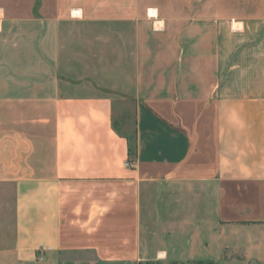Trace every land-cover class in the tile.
<instances>
[{
  "label": "crops",
  "instance_id": "0c3cea01",
  "mask_svg": "<svg viewBox=\"0 0 264 264\" xmlns=\"http://www.w3.org/2000/svg\"><path fill=\"white\" fill-rule=\"evenodd\" d=\"M55 253L264 256V0H0V264Z\"/></svg>",
  "mask_w": 264,
  "mask_h": 264
},
{
  "label": "rangeland",
  "instance_id": "374dc122",
  "mask_svg": "<svg viewBox=\"0 0 264 264\" xmlns=\"http://www.w3.org/2000/svg\"><path fill=\"white\" fill-rule=\"evenodd\" d=\"M118 119V117H117ZM119 120V119H118ZM128 133L132 132V126L128 125L123 128ZM133 135V134H132ZM226 260L225 264H264V256L256 259H246L244 256L239 254H232L231 256L224 257ZM221 258V259H224ZM193 260H211L214 264H224L223 261H216L213 259H193ZM43 264H123V263H104L96 261L91 255L85 253H75V254H61L55 253L49 257H47ZM137 264H189L188 260H173L171 258H167L164 260H147L143 262H139ZM191 264V263H190Z\"/></svg>",
  "mask_w": 264,
  "mask_h": 264
},
{
  "label": "trees",
  "instance_id": "16d2710c",
  "mask_svg": "<svg viewBox=\"0 0 264 264\" xmlns=\"http://www.w3.org/2000/svg\"><path fill=\"white\" fill-rule=\"evenodd\" d=\"M188 262H189V264L190 263L191 264H214V262L211 261V260H208V261H204V260H189Z\"/></svg>",
  "mask_w": 264,
  "mask_h": 264
}]
</instances>
